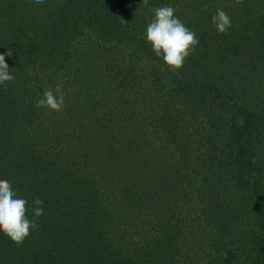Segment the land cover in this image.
I'll use <instances>...</instances> for the list:
<instances>
[{"label": "trees", "instance_id": "trees-1", "mask_svg": "<svg viewBox=\"0 0 264 264\" xmlns=\"http://www.w3.org/2000/svg\"><path fill=\"white\" fill-rule=\"evenodd\" d=\"M164 6L199 39L177 72ZM0 52V179L43 201L0 264H264V0H0Z\"/></svg>", "mask_w": 264, "mask_h": 264}, {"label": "clouds", "instance_id": "clouds-1", "mask_svg": "<svg viewBox=\"0 0 264 264\" xmlns=\"http://www.w3.org/2000/svg\"><path fill=\"white\" fill-rule=\"evenodd\" d=\"M243 0H235L237 5ZM34 3L47 6L48 0H34ZM173 6H164L155 9L154 19L147 26V41L157 57H161L168 69L179 71L185 64L187 57L195 53L199 39L195 32L175 16ZM126 23V21H122ZM212 23L218 33H227L231 27V19L223 9H217L212 17ZM9 56L12 50L9 49ZM14 80L5 59V53L0 52V85L5 88ZM65 103V94L61 84L55 90H45L43 97L36 102V107H44L52 111H62ZM27 200L15 192L7 179H0V232L8 236L17 246H22L24 240L30 236L31 229L39 227L37 220L43 215V201L35 198L32 209L33 217L29 219Z\"/></svg>", "mask_w": 264, "mask_h": 264}, {"label": "rangeland", "instance_id": "rangeland-1", "mask_svg": "<svg viewBox=\"0 0 264 264\" xmlns=\"http://www.w3.org/2000/svg\"><path fill=\"white\" fill-rule=\"evenodd\" d=\"M153 10L149 8V10H146V12H148V14H150ZM50 110H45V112L49 113ZM54 146V145H53Z\"/></svg>", "mask_w": 264, "mask_h": 264}]
</instances>
